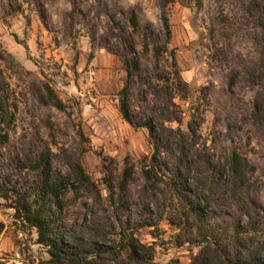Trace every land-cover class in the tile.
<instances>
[{"label":"rangeland","instance_id":"rangeland-1","mask_svg":"<svg viewBox=\"0 0 264 264\" xmlns=\"http://www.w3.org/2000/svg\"><path fill=\"white\" fill-rule=\"evenodd\" d=\"M248 0H178L169 7L171 34L166 31L158 0H0V114L9 141L0 145V181L37 195L41 166L20 168L29 157L47 162L46 171L73 173L69 159L79 162L103 196L94 205L93 188L72 175L57 197L44 199L58 229L98 218L112 222L110 243L131 235L149 246L148 259L124 264H194L199 247L183 241L180 219L171 208L159 209L160 182L154 187L143 174L144 157L152 152L147 128L128 123L119 111V91L131 71L157 80L169 72L175 57L189 92L175 101L183 112L182 129L200 117L202 138L226 161L236 150L255 165L249 199L264 220V125L251 117L258 88L242 79V64L259 58V28L247 12ZM139 21L133 30L129 17ZM148 36L149 51L144 49ZM131 36L130 42L125 38ZM233 73L239 79L230 88ZM48 87L65 109L50 98ZM132 107L151 95L135 78L130 81ZM177 122L172 126L177 127ZM132 164L123 197L117 180L126 160ZM42 161V162H44ZM113 182L111 201L103 176ZM166 180L168 177L163 174ZM0 198V264H70L54 260L38 234ZM230 200L220 207L243 223ZM182 237V238H181ZM119 247V246H118ZM90 264H117L112 258Z\"/></svg>","mask_w":264,"mask_h":264},{"label":"trees","instance_id":"trees-1","mask_svg":"<svg viewBox=\"0 0 264 264\" xmlns=\"http://www.w3.org/2000/svg\"><path fill=\"white\" fill-rule=\"evenodd\" d=\"M178 0H158L162 11V20L168 34H171L169 7ZM200 6L202 0H195ZM247 12L259 28L257 45L260 48L259 58L253 62L242 64V79L251 87H257L251 117L256 123L264 125V0H248ZM133 30L139 27L134 12L129 17ZM131 40L125 38L128 43ZM144 49L149 51L148 36L144 37ZM127 80L119 91V111L122 117L135 127L148 129L152 152L144 157L143 174L152 187L160 182L165 184L162 189L163 198L155 196L157 206L163 210L171 208L180 219L183 241L199 247L194 256V264H264V220L259 216L249 199L253 188L251 174L255 165L240 152L232 151L224 161L209 147L199 130V119L194 115L187 122V130L182 129L183 112L175 101L178 94L189 92L188 83L183 79L173 58V68L169 72H158L157 80L149 75L131 71L134 62H127ZM135 78L141 87L151 95L140 94L138 109L132 107L133 92L130 81ZM239 74L233 73L230 88L236 84ZM49 95L54 104L65 109L63 100L48 87ZM5 111L0 114V145L9 141V132L3 122ZM177 122V127L172 126ZM44 159V158H43ZM43 159L29 157L20 162V168L34 171L45 167L37 186L36 197L22 192L16 186L0 181V198L11 203L19 218H22L38 234V242L47 247L54 260L66 259L70 264H90L92 261L112 258L117 264L130 260L148 259L149 246L131 235L125 242L113 240L110 243V230L113 223L102 221L93 211V218L83 225H73L67 229H58L52 216L47 212L44 199L47 195L57 197L58 192L67 186L72 175L81 179L85 177L93 188L94 205L103 207V196L98 184L85 173L83 166L69 159L73 173H55L54 177L46 171L47 162ZM44 161V162H42ZM132 164L127 159L126 166L117 180L119 197L122 198ZM163 174L168 179L163 178ZM109 190L111 201L115 202L114 185L109 176H103ZM230 200L232 209L246 217V222L233 218L229 210L220 207L222 202ZM1 230V222H0ZM182 238V237H181ZM119 246V247H118Z\"/></svg>","mask_w":264,"mask_h":264}]
</instances>
